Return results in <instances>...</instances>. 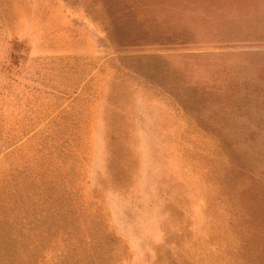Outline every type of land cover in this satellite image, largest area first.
I'll return each instance as SVG.
<instances>
[{"label": "rangeland", "instance_id": "obj_1", "mask_svg": "<svg viewBox=\"0 0 264 264\" xmlns=\"http://www.w3.org/2000/svg\"><path fill=\"white\" fill-rule=\"evenodd\" d=\"M263 239L264 0H0V264Z\"/></svg>", "mask_w": 264, "mask_h": 264}, {"label": "trees", "instance_id": "obj_2", "mask_svg": "<svg viewBox=\"0 0 264 264\" xmlns=\"http://www.w3.org/2000/svg\"><path fill=\"white\" fill-rule=\"evenodd\" d=\"M263 241H264V239H263ZM262 246H263L262 251H260V252H262L263 254H261L260 259L263 260V262L262 261L261 262L264 263V242H263ZM255 264H261V263H255Z\"/></svg>", "mask_w": 264, "mask_h": 264}]
</instances>
